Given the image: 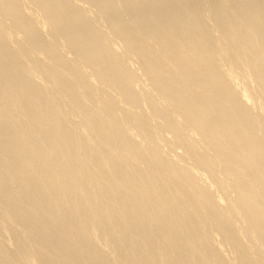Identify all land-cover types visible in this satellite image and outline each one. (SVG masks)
I'll use <instances>...</instances> for the list:
<instances>
[{
    "label": "bare ground",
    "instance_id": "obj_1",
    "mask_svg": "<svg viewBox=\"0 0 264 264\" xmlns=\"http://www.w3.org/2000/svg\"><path fill=\"white\" fill-rule=\"evenodd\" d=\"M181 1L0 0V264H264V0Z\"/></svg>",
    "mask_w": 264,
    "mask_h": 264
},
{
    "label": "rangeland",
    "instance_id": "obj_2",
    "mask_svg": "<svg viewBox=\"0 0 264 264\" xmlns=\"http://www.w3.org/2000/svg\"><path fill=\"white\" fill-rule=\"evenodd\" d=\"M209 1V3H208ZM213 1V2H212ZM220 1V0H219ZM218 0H182L180 3H178V9L180 8L181 9H184L185 6L187 8L185 9H195V8H200L201 10L206 8V7H209L210 5L214 6L215 4H217L219 2ZM197 2V3H196ZM212 3V4H211ZM93 3L92 2H82L79 4V8L81 11L83 12H92V13H97V7L94 5H92ZM202 4V5H201ZM208 4V5H207ZM83 5V6H82ZM207 5V6H205ZM91 6V7H90ZM193 6V7H192ZM195 6V7H194ZM197 6V7H196ZM25 9H26V6H24ZM23 7V8H24ZM192 7V8H191ZM204 7V8H203ZM83 8V9H82ZM87 8V9H86ZM92 8V9H91ZM170 9L173 8V6H169ZM91 9V10H90ZM88 10V11H87ZM32 15L36 18H38V14L35 12V11H32ZM97 18V17H96ZM103 18H106V19H103ZM101 17L100 19H96L97 21V24L99 25V29L101 30H104L105 28V25L107 24L106 22H109V20L111 21V16L109 17L108 19V16L107 17ZM100 20V21H99ZM103 23V24H102ZM103 26V27H102ZM42 38H46L47 39V33L46 32H42L41 35H40ZM47 36V37H46ZM109 43L110 45L115 49V51L122 57V59L125 61V63L127 64L129 70L131 72H133L134 74L137 75L139 81H140V84H141V88L144 90L146 87V77L143 73V70H142V67L140 65V63L133 57H130L128 55L125 54L124 52V47L122 45V43L114 38L113 36L109 35ZM60 54L62 56H68V57H71L70 54H68L65 49H61V52ZM226 63V61H224V64ZM228 63L225 64V66L227 65ZM227 68V66H226ZM82 70L84 71V73L90 77V69L87 68V67H82ZM229 80H231L232 82H235L236 84H238V87H243V86H246V85H249V82H248V79L246 78V76L243 74V72L238 69V68H234V67H229ZM108 94L112 95L113 93L111 91H107ZM123 107H126V108H129L128 105L126 104H122ZM131 110H135L134 108H130ZM139 113L143 114V116H147L146 115V111H145V108H141L140 110H138ZM252 114L254 115V117L256 119H259V118H262L264 119V111L259 109L258 107H254L252 109ZM149 121L151 122L152 125H157L159 123L158 120H151L149 119ZM263 139H264V126H263ZM191 138L195 141L194 144L197 145L198 147L201 145L197 142V139L195 137H193V135H191ZM191 139V140H192ZM192 140V141H193ZM155 143L156 145L159 147V149L161 150V152L164 154V156L166 158H169L170 160H175L177 161L181 166H184L188 169H192V165H191V162L188 158L186 157H181V153H182V150L176 146V145H173L172 144V140H171V136L165 132V131H162V133L160 134V136L158 137V139L155 140ZM201 174L203 175H199L200 179H198V182L203 185L204 187H209V185L211 184L210 182V179L208 178V176L204 173V172H200ZM219 175V173H218ZM202 177V178H201ZM212 190V193L213 195L215 196H219L221 195L220 191L215 189L213 186L211 188ZM233 193L228 191L226 193L227 196H230L232 195ZM236 225H239V222L238 221H234ZM241 242L243 243V245L245 247H247L250 251V253L253 255V256H257V254L255 253L256 252V247H255V244L254 242H252V240L249 238V237H245V236H242L241 237ZM212 246L213 247H216L219 249L220 251V255L225 259L226 263L227 264H237V260H236V257H235V254L233 253V251L231 250V247L229 244H223L219 238V236H216L215 234H212Z\"/></svg>",
    "mask_w": 264,
    "mask_h": 264
}]
</instances>
